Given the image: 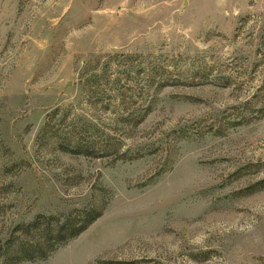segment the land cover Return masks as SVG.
Listing matches in <instances>:
<instances>
[{"label": "rangeland", "instance_id": "374dc122", "mask_svg": "<svg viewBox=\"0 0 264 264\" xmlns=\"http://www.w3.org/2000/svg\"><path fill=\"white\" fill-rule=\"evenodd\" d=\"M19 264H264V0H0V244Z\"/></svg>", "mask_w": 264, "mask_h": 264}, {"label": "trees", "instance_id": "16d2710c", "mask_svg": "<svg viewBox=\"0 0 264 264\" xmlns=\"http://www.w3.org/2000/svg\"><path fill=\"white\" fill-rule=\"evenodd\" d=\"M101 211L95 206L73 210L65 216H36L12 228L0 244V264L43 260L58 247L83 232Z\"/></svg>", "mask_w": 264, "mask_h": 264}]
</instances>
